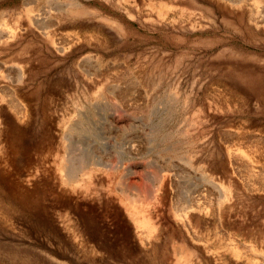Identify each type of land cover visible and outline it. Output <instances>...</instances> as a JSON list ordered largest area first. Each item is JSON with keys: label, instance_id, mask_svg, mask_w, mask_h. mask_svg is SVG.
Segmentation results:
<instances>
[{"label": "rangeland", "instance_id": "obj_1", "mask_svg": "<svg viewBox=\"0 0 264 264\" xmlns=\"http://www.w3.org/2000/svg\"><path fill=\"white\" fill-rule=\"evenodd\" d=\"M0 264H264V0H0Z\"/></svg>", "mask_w": 264, "mask_h": 264}, {"label": "bare ground", "instance_id": "obj_2", "mask_svg": "<svg viewBox=\"0 0 264 264\" xmlns=\"http://www.w3.org/2000/svg\"><path fill=\"white\" fill-rule=\"evenodd\" d=\"M28 12H29V9H28ZM31 18V17H30Z\"/></svg>", "mask_w": 264, "mask_h": 264}]
</instances>
